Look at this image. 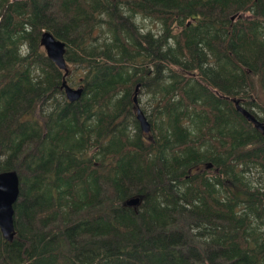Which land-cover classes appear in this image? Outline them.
Segmentation results:
<instances>
[{
	"label": "trees",
	"instance_id": "trees-1",
	"mask_svg": "<svg viewBox=\"0 0 264 264\" xmlns=\"http://www.w3.org/2000/svg\"><path fill=\"white\" fill-rule=\"evenodd\" d=\"M234 98L264 124V0H0V264H264V134Z\"/></svg>",
	"mask_w": 264,
	"mask_h": 264
},
{
	"label": "water",
	"instance_id": "water-1",
	"mask_svg": "<svg viewBox=\"0 0 264 264\" xmlns=\"http://www.w3.org/2000/svg\"><path fill=\"white\" fill-rule=\"evenodd\" d=\"M39 43L43 47L45 55L60 69H63V75L66 73V65L63 56L64 42L55 37L49 30L42 29L39 34ZM60 86L63 89L64 95L68 101L78 98L82 91L81 86H72L62 78ZM136 88V86H135ZM133 102L136 103V94L133 93ZM236 108L245 115L247 119L260 128L264 134V124L254 117L246 108L238 104L237 99H233ZM135 118L138 121L139 128L147 132L150 124L146 119L143 111L136 103ZM18 194V176L15 170L7 169L0 171V233L3 238L10 240L13 235L12 224V204ZM139 200L138 196H131L125 199L126 204H135Z\"/></svg>",
	"mask_w": 264,
	"mask_h": 264
},
{
	"label": "rangeland",
	"instance_id": "rangeland-1",
	"mask_svg": "<svg viewBox=\"0 0 264 264\" xmlns=\"http://www.w3.org/2000/svg\"><path fill=\"white\" fill-rule=\"evenodd\" d=\"M145 21L147 22L146 19H145ZM141 100H142V102H144L146 100V93L141 94Z\"/></svg>",
	"mask_w": 264,
	"mask_h": 264
}]
</instances>
